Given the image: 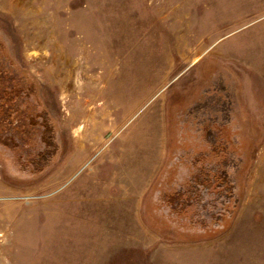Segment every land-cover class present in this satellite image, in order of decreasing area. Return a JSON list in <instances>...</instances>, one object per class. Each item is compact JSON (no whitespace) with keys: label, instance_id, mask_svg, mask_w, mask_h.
I'll use <instances>...</instances> for the list:
<instances>
[{"label":"rangeland","instance_id":"rangeland-1","mask_svg":"<svg viewBox=\"0 0 264 264\" xmlns=\"http://www.w3.org/2000/svg\"><path fill=\"white\" fill-rule=\"evenodd\" d=\"M0 264H264V0H0Z\"/></svg>","mask_w":264,"mask_h":264},{"label":"bare ground","instance_id":"bare-ground-1","mask_svg":"<svg viewBox=\"0 0 264 264\" xmlns=\"http://www.w3.org/2000/svg\"><path fill=\"white\" fill-rule=\"evenodd\" d=\"M98 81V80H97Z\"/></svg>","mask_w":264,"mask_h":264}]
</instances>
